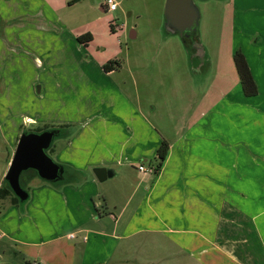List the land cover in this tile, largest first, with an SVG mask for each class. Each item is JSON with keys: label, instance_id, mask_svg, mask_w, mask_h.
<instances>
[{"label": "rangeland", "instance_id": "rangeland-1", "mask_svg": "<svg viewBox=\"0 0 264 264\" xmlns=\"http://www.w3.org/2000/svg\"><path fill=\"white\" fill-rule=\"evenodd\" d=\"M70 1L51 9L40 0H0V169L5 168L10 153L12 157L24 130L39 133L50 129H59L63 137L54 138L46 151L59 165L84 168L93 156L112 154L118 166L127 163L130 170L141 164L147 167L149 158L134 162L135 158H127L119 149L122 136L130 130L127 123L134 129L138 120L128 104L146 117L155 134L158 131V135L174 139L185 129L187 115L201 95L209 90L207 100L213 101L218 88L228 101L249 105L244 124L249 116L257 118L258 134L260 139L264 137V0H195L200 14L197 35L206 62L194 75L189 74L180 37L164 38L161 33L163 0H114L117 9L113 12L100 11L103 0H72L69 5ZM87 33L91 41L79 42L77 38ZM236 50L248 58L257 89L253 96H245L240 86L232 59ZM192 55V63L200 62ZM108 61L120 66L106 74L102 66ZM124 113L127 123L122 119ZM228 118L227 129L235 126L238 132L242 115L228 113ZM147 129L142 130L141 125L139 132L147 133ZM72 134L76 136L66 146L62 139ZM239 145L247 150L244 142ZM132 149V144L125 148ZM143 149L148 151L149 145ZM118 166H114L117 171ZM25 174L20 176L23 186L28 184ZM69 175L65 170L57 182L29 186V198L20 207L8 209L3 204L2 259L16 264H83L85 249L78 238H69L79 225L73 212L64 206L57 208L54 202L52 208L44 206L42 194V190L57 189ZM130 176L135 182V173ZM119 178L118 172L100 187L101 191L108 186L111 204L97 205L101 215L92 221L79 217L81 229L113 228L106 209L117 218V207L132 186ZM140 195L136 193L127 204L118 230L135 218L134 213L138 215L135 209ZM130 223L132 230L140 225L139 219ZM169 239L147 233L133 234L125 241L107 238L105 247L91 246L86 263L155 264L170 254L165 252Z\"/></svg>", "mask_w": 264, "mask_h": 264}, {"label": "crops", "instance_id": "crops-1", "mask_svg": "<svg viewBox=\"0 0 264 264\" xmlns=\"http://www.w3.org/2000/svg\"><path fill=\"white\" fill-rule=\"evenodd\" d=\"M40 1L51 9L55 8L54 4L60 6L61 2L63 5L68 2ZM103 1L100 11L107 12ZM132 34L130 31L129 35ZM245 59L248 63V58ZM203 65L202 60L189 62V74L198 73ZM111 72L115 71L104 73ZM216 91L213 101L207 100L209 90L201 95L197 106L195 104L187 115L185 129L174 139L158 135L161 134L158 131L155 134L146 117L128 104L138 120L133 129L125 119L126 114H123L122 119L130 130L122 136L119 149L129 155L127 158H135L134 162H144L147 158L155 159L158 147L165 141L168 144L166 157L157 172H154L156 162L152 164L150 160L146 168H151L153 173L143 174L137 172V169L130 170L127 163L118 166L112 154H100L93 156L84 168L66 165L70 174L68 180L61 182L55 190H42L46 198L44 206L52 208L50 204L54 202L57 208L64 206L73 212V219L79 225L75 227L73 238H69H78L79 246L85 249L86 253L81 260L83 264H87L91 257V246L105 247L103 241L107 238L125 241L137 233L170 238L165 247V252L170 254L155 264H264V137L260 139L258 134L257 118L249 116L247 124H244L243 114L248 112L249 105L228 101V97L221 96V88ZM228 113L242 115L238 132L235 126L227 129ZM141 125L142 130L149 127L147 133L139 132ZM75 136L72 134L62 140L68 146ZM239 142H244L247 150ZM130 144L133 149L125 150ZM146 144L149 150H140ZM132 153L135 156H130ZM10 158L11 153L6 159L5 168L0 169V185L4 181ZM259 158L263 161H259ZM114 166H118L119 171ZM90 168H106L112 170L113 174L103 182H98L93 171L88 172ZM118 172L119 180L132 186L124 194L122 205L117 207L112 203V206L119 209L117 218H122L127 204L140 192L138 207L135 209L138 215L134 213V219H139L140 225L132 230V219L123 223L122 230H118L120 218L117 219L106 209L108 218L114 223L111 230L81 229L83 221L77 220L79 217L87 216L92 221L95 215H101L97 205L103 207L105 201L111 204L108 186L101 191L100 187L108 179L115 178ZM131 172L135 173L136 181L133 183ZM138 175L141 177L137 179ZM3 204H7L8 209L16 207L7 200H0V210ZM0 234H3L1 230ZM63 237L67 239L68 233ZM0 261L2 264H16L1 256Z\"/></svg>", "mask_w": 264, "mask_h": 264}, {"label": "water", "instance_id": "water-1", "mask_svg": "<svg viewBox=\"0 0 264 264\" xmlns=\"http://www.w3.org/2000/svg\"><path fill=\"white\" fill-rule=\"evenodd\" d=\"M205 1V0H199ZM162 35H178L186 37L198 58L205 60L202 45L195 39L198 32L200 14L195 0H163ZM133 38V34L129 36ZM56 129L43 132L26 131L20 134L9 167L4 175V181L12 193L20 200H26L28 193L20 186V176L23 172L34 171L38 179L47 183L62 179L63 168L47 155L54 138L58 137ZM93 174L98 182H103L113 174L106 168H94ZM0 264L2 262L0 261Z\"/></svg>", "mask_w": 264, "mask_h": 264}, {"label": "trees", "instance_id": "trees-1", "mask_svg": "<svg viewBox=\"0 0 264 264\" xmlns=\"http://www.w3.org/2000/svg\"><path fill=\"white\" fill-rule=\"evenodd\" d=\"M164 38H166L167 36H170L168 34H163ZM79 42L82 43H87L91 40L90 35L87 33L83 36H79L78 38ZM181 44L185 50L187 59L189 60V62H193L192 60V53H193V49L190 46V41L186 38V37H181ZM196 40H198V35L196 34L195 37ZM85 40V41H82ZM233 59V64L236 70V73L238 75L239 78V83L240 86L242 88V91L244 93L245 96H253L256 94V85L255 82L252 78V75L250 73V70L248 68L247 62L245 57L243 56V54L239 51L236 50L233 53L232 56ZM120 65L118 62L116 61H108L107 63H105L102 66V69L104 70V72H110L113 71L114 69L118 68ZM24 132H26V130H24ZM65 138V137H64ZM167 149H168V144L165 141H162L160 146L158 147L157 151H156V157H155V162L156 165L154 166V172H157L161 165L162 162L164 161L165 157H166V153H167ZM63 168V173L65 170H68V168L66 166L61 165ZM26 180H24L25 184L27 185H22L23 180L19 179L20 182V186L23 190H25L28 193V187L29 186H36V185H40L41 183H46V184H50L44 181H41L38 179V177L36 176L34 171H26ZM63 176V175H62ZM54 183V182H53ZM61 185V184H60ZM28 198H29V193H28ZM28 198L26 200L20 201L10 190L9 186L7 185V183L5 181H3L0 185V200L5 201L7 200L9 204L20 207L23 203H25Z\"/></svg>", "mask_w": 264, "mask_h": 264}, {"label": "built area", "instance_id": "built-area-1", "mask_svg": "<svg viewBox=\"0 0 264 264\" xmlns=\"http://www.w3.org/2000/svg\"><path fill=\"white\" fill-rule=\"evenodd\" d=\"M103 7L107 12H113L117 9V3L114 0H104ZM140 173L146 174L151 173L153 170L151 168H146L142 164L137 167ZM73 238V234L70 235Z\"/></svg>", "mask_w": 264, "mask_h": 264}, {"label": "flooded vegetation", "instance_id": "flooded-vegetation-1", "mask_svg": "<svg viewBox=\"0 0 264 264\" xmlns=\"http://www.w3.org/2000/svg\"><path fill=\"white\" fill-rule=\"evenodd\" d=\"M198 42H199V40H197ZM190 46H191V44H190ZM193 53H194V55H195V51L193 50ZM196 56V55H195ZM197 57V56H196ZM198 58V57H197ZM198 60L199 61H201L202 60V62H203V64H205L204 62H205V60H204V57L201 59V58H198ZM204 60V61H203ZM51 130V129H50ZM58 132H57V135H58V137H61V138H63L62 137V134H61V131H59V129H56Z\"/></svg>", "mask_w": 264, "mask_h": 264}]
</instances>
